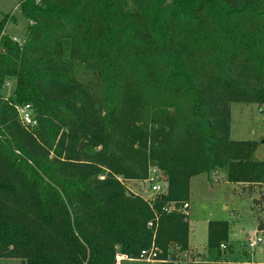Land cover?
I'll use <instances>...</instances> for the list:
<instances>
[{
  "label": "trees",
  "instance_id": "trees-1",
  "mask_svg": "<svg viewBox=\"0 0 264 264\" xmlns=\"http://www.w3.org/2000/svg\"><path fill=\"white\" fill-rule=\"evenodd\" d=\"M19 9L24 41L6 33L11 15L0 20V91L15 82L11 97L0 93V257L116 264L119 251L136 258L153 243L166 257L173 244L189 249L190 230L162 208L186 201L194 177L264 185L259 143L230 136L233 103L264 105V0H19ZM26 104L35 126L18 117ZM154 166L167 194L150 229L153 209L124 184ZM229 233L227 221L209 222L210 262H222Z\"/></svg>",
  "mask_w": 264,
  "mask_h": 264
},
{
  "label": "rangeland",
  "instance_id": "rangeland-1",
  "mask_svg": "<svg viewBox=\"0 0 264 264\" xmlns=\"http://www.w3.org/2000/svg\"><path fill=\"white\" fill-rule=\"evenodd\" d=\"M11 15L5 29L12 38L24 41L28 22L19 9V0H0V20ZM85 71L84 76H87ZM15 82L9 80L0 91L7 99L14 94ZM231 139L235 141H256L259 147L254 155L255 159H264V105L256 103H233L231 105ZM51 160L55 155H50ZM77 164H83L78 160ZM143 180H130L125 182L129 192L140 196L144 194ZM264 185H244L229 183L224 173L202 174L192 179L188 199L179 202L183 210L184 203L189 202L190 207L180 214L187 222L190 230L189 249L183 251L173 244L166 257H160L157 262L148 263L136 258L125 259L119 264H209L207 261L208 224L210 221H227L230 225L229 240L226 249L221 246L222 258L227 264H264V244L250 248L252 238L262 237L261 222L264 221ZM255 199L261 202V213L256 211ZM180 210V209H179ZM158 249V248H157ZM159 254L162 253L158 249ZM118 252V251H117ZM117 254H121L120 251ZM200 257L198 258L197 256ZM117 256V255H116ZM193 258L200 262H193ZM178 262V263H177ZM21 258L0 257V264H22Z\"/></svg>",
  "mask_w": 264,
  "mask_h": 264
},
{
  "label": "built area",
  "instance_id": "built-area-1",
  "mask_svg": "<svg viewBox=\"0 0 264 264\" xmlns=\"http://www.w3.org/2000/svg\"><path fill=\"white\" fill-rule=\"evenodd\" d=\"M14 39L18 42H22L16 37ZM17 113H18V117L21 123L24 126L32 127L36 125L35 113L30 104L17 106ZM99 178L101 180H104L105 175H101ZM119 180H121V178H119ZM142 185L144 187V194L146 195L142 197L149 203L155 215L154 218L148 222V227L150 229H153L154 227H156L157 223L159 222L161 213H171L173 211H179L181 213V211L185 212L190 207L189 202L184 203L183 210L177 207L174 203H170V204H166L162 208L161 213L158 212V210L154 207L155 202L157 201L158 198L167 194V183L165 180L164 173L160 170V168L156 166L151 167L149 169L148 176L146 179L142 181ZM259 244H264V239L262 237L252 238V240L249 242V246L252 249H254ZM222 247L224 249L226 248L225 245H222ZM140 257H141L140 260H146L148 263H154V262H157V260L159 259V251L156 248L155 244L153 243L149 249L142 250ZM127 258L131 259L125 254H122V253L117 254L116 264H119L120 262H122L123 260Z\"/></svg>",
  "mask_w": 264,
  "mask_h": 264
},
{
  "label": "crops",
  "instance_id": "crops-1",
  "mask_svg": "<svg viewBox=\"0 0 264 264\" xmlns=\"http://www.w3.org/2000/svg\"><path fill=\"white\" fill-rule=\"evenodd\" d=\"M191 182H192V180H191ZM246 186H248V185H246ZM257 208H256V211H258V212H262L263 210L261 209V208H259L258 206H256ZM260 210V211H259ZM260 212V213H261ZM259 230L260 231H264V221H262L261 222V225H260V227H259ZM198 258L200 257V255L199 256H197ZM198 258H196V259H194L193 258V262H200L199 260H197ZM128 259V258H127ZM207 261H209V260H207ZM227 262L228 261H226V259H224L222 262H208L209 264H227Z\"/></svg>",
  "mask_w": 264,
  "mask_h": 264
}]
</instances>
